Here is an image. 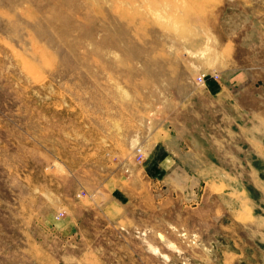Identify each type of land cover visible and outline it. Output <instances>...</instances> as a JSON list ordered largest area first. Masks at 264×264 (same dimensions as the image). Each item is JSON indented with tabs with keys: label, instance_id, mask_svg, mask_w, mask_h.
I'll use <instances>...</instances> for the list:
<instances>
[{
	"label": "rangeland",
	"instance_id": "1",
	"mask_svg": "<svg viewBox=\"0 0 264 264\" xmlns=\"http://www.w3.org/2000/svg\"><path fill=\"white\" fill-rule=\"evenodd\" d=\"M261 68L264 0H0V264H57L31 242H50L43 219L85 184L80 168L120 166L110 147L168 117L198 75ZM195 147L214 177H198L192 202L134 201L145 240L119 238L104 264H264L254 145Z\"/></svg>",
	"mask_w": 264,
	"mask_h": 264
},
{
	"label": "crops",
	"instance_id": "2",
	"mask_svg": "<svg viewBox=\"0 0 264 264\" xmlns=\"http://www.w3.org/2000/svg\"><path fill=\"white\" fill-rule=\"evenodd\" d=\"M260 70L211 72L218 75V80L208 79L198 88L182 89L174 97L169 118H160L158 125L145 121L133 138L127 133L120 151L110 147L111 158L118 156L120 166L80 168L85 184L58 210L46 213L41 225L51 243L32 240V253L37 250L57 264H104L102 256L112 254L119 238L126 242L129 234L130 239L144 242L145 231L139 234L130 230L136 227L130 216L134 201H147L157 191L165 198L184 193L192 202L198 177L215 174L208 171L216 167L213 156L203 162L195 144L217 143L219 151L225 153L233 138L238 144L254 145V155L264 164L262 91L258 103L255 98V90L262 88L258 80L264 72ZM110 136L112 145L113 133ZM132 141L141 143V163L134 161ZM218 169L222 176L230 175L228 164ZM249 172L256 179L253 187L260 193V204L256 206L264 208V169L250 166ZM208 183L213 191L230 189L225 182L208 179ZM80 192L84 196H79ZM59 211L63 216L57 219ZM259 219L264 224V217Z\"/></svg>",
	"mask_w": 264,
	"mask_h": 264
},
{
	"label": "built area",
	"instance_id": "3",
	"mask_svg": "<svg viewBox=\"0 0 264 264\" xmlns=\"http://www.w3.org/2000/svg\"><path fill=\"white\" fill-rule=\"evenodd\" d=\"M208 79L218 80V75L217 74H200L196 78V83L198 85H203ZM143 157H144L143 149L141 147H137L135 149V154H134V158H135L136 162H138V163L142 162ZM61 217H62V215L59 214V216L57 215L56 218L59 219Z\"/></svg>",
	"mask_w": 264,
	"mask_h": 264
}]
</instances>
